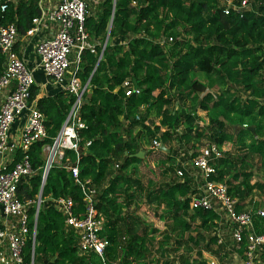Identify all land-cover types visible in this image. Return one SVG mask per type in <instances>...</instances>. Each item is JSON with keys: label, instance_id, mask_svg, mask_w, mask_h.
<instances>
[{"label": "trees", "instance_id": "16d2710c", "mask_svg": "<svg viewBox=\"0 0 264 264\" xmlns=\"http://www.w3.org/2000/svg\"><path fill=\"white\" fill-rule=\"evenodd\" d=\"M226 1L98 0L94 6L85 5L86 44L75 70L84 86L76 112L82 127L74 128L75 150L64 149L44 178L42 148L59 132L75 96L60 90L37 97L39 87H30L28 101L34 100L33 108L43 116L44 138L28 146L32 173L16 188L18 198L29 202L25 262L32 244L33 264L52 257L53 264H100L93 254H78L76 234L50 202L68 198L73 212L83 215L81 193L67 169L75 162L78 177L89 179L95 191L93 206L102 218L107 264H208L203 252L220 264H231L233 256L244 259V235L240 242L233 241L235 225L222 219L217 204L211 209L189 206L191 198L203 195L205 182L224 185L236 212L247 205L258 207L251 198L254 191L264 194V0H245L249 9L241 14L231 9L225 14ZM229 1L234 5L241 0ZM37 3L18 0L0 11V23L15 28L13 50L18 56L19 41L27 35L31 19L40 15ZM169 38L172 42L166 47ZM3 62L0 53V74ZM196 71L215 77L223 88L216 95L205 92L199 97L205 86L190 79ZM186 100L192 106L186 108ZM196 107L207 113L205 125L197 123ZM150 109L159 125L147 118ZM229 116L237 119L234 129L224 121ZM142 132L166 149L155 150L157 183L142 184L127 170L141 161L136 153H147L138 142ZM202 140L201 147L224 142L233 147L208 161L212 172L206 177L190 164ZM19 153L16 149L0 172L16 162ZM257 175L260 180L252 182ZM141 200L160 208L159 219L169 220L158 231V240L153 238L157 230L131 207ZM261 201L264 205V197ZM250 215L253 231H264V214ZM221 228L226 235H219ZM255 263L264 264L262 250L254 252Z\"/></svg>", "mask_w": 264, "mask_h": 264}, {"label": "built area", "instance_id": "2783aa9c", "mask_svg": "<svg viewBox=\"0 0 264 264\" xmlns=\"http://www.w3.org/2000/svg\"><path fill=\"white\" fill-rule=\"evenodd\" d=\"M16 1L18 0H0V11L5 10L9 3H15ZM37 5L40 8V15L31 19L32 25L27 30L28 35L35 31L41 18V0H38ZM230 9L241 14L249 9V4L245 0H241L234 5L228 2L225 5L224 13L226 14ZM84 10V0H57L51 12V18L56 25L55 32L51 37L38 41L35 46L37 67L53 81L61 82L66 77L69 64L73 65L71 73L68 74L67 82L61 87L75 96L59 132L50 145H45L42 148L47 153L49 152L47 159L44 160L42 178H44L45 173L52 164H57L55 160H60L64 149L75 150L74 128L82 127V123L76 117V112L84 86H81L79 79L75 76V70L79 53L86 44V33L83 26ZM15 37V28L12 24L0 23V53L4 57L3 69L0 74V154L6 153L10 148L11 124L20 115L25 117L16 137V148L20 150L21 156L7 170L0 172V215L5 221L0 226V264H4V261L9 264H33L32 244L29 262H25L22 256L23 246L28 234L26 210L29 202H22L18 198L16 188L23 179L32 173L25 152L32 142L44 138V128L43 116L28 101L34 78L31 68L13 50ZM71 52L73 58L69 60V53ZM123 85H127V82H124ZM124 94L128 96L130 89L125 90ZM65 133L67 134L65 135ZM64 136L67 140L64 139ZM159 146V141L153 139L151 147L159 149ZM219 156L220 154H218L213 144H206L191 159V165L199 170L203 177H206L208 173L212 172L208 161ZM67 169H69L73 181L81 193L84 207L83 215H76L73 212L72 202L68 198L52 199L50 202L62 214L65 225L76 234L78 254H93L100 264H107L103 258V250L107 242L100 236L102 218L96 213L93 206L94 188L91 186L89 179L78 177L76 162ZM176 174L180 176V170H176ZM203 186V195L191 198L190 208L211 209L213 207L212 202L216 203L225 217L235 225L231 233L233 241L240 242L243 233L246 242L243 264H252L254 252L257 250L264 252V231L259 233L253 231L249 212L235 211V201L226 195L224 185L205 182ZM38 204L39 199L37 197L36 205ZM256 214L263 215L264 213L257 210ZM33 217H35V212ZM8 220H11V222H8ZM30 236L33 240L34 225ZM212 264L220 263L213 262Z\"/></svg>", "mask_w": 264, "mask_h": 264}, {"label": "rangeland", "instance_id": "374dc122", "mask_svg": "<svg viewBox=\"0 0 264 264\" xmlns=\"http://www.w3.org/2000/svg\"><path fill=\"white\" fill-rule=\"evenodd\" d=\"M228 2H230V1L227 0L226 4ZM158 41H159V43L163 42L162 38ZM171 42L172 41L168 39L165 46L168 47ZM72 54H73L72 52L69 53V60H72V58H73ZM72 67H73V65L69 64V66L67 68L66 77H68V74L71 73ZM190 79L196 80L197 82H199L205 86V91L202 93H199L198 94L199 97L202 96L205 92H210V93L216 95V93H218L223 88L220 86L219 81H217L215 77H213L211 75L203 74L201 72H197V71L193 72L190 75ZM241 96H242V94H241ZM176 104H178V106L180 108L179 103L175 101L174 106ZM184 105L186 106V108H188V107L192 106V103L190 101L186 100ZM140 110L142 111L143 108ZM194 112H195V115L198 116V122L197 123L199 125H205L207 123V120H208L207 119V113L198 107H196ZM147 118H149L153 122L154 125H159V117H158V115H156L154 109L148 110ZM224 121L227 122V124H231L229 126H233L232 129H234L237 126V119L234 116H229V120L224 119ZM182 127H183V125L179 126L178 130H180ZM232 129L230 131H233ZM162 130H163V128L160 127V131H162ZM138 142H139L141 148H143L147 153L145 156L142 153L141 161L139 163H135V164L130 165L127 170H128V172H130V174L134 178L139 179L142 184H145L147 182V180H150L154 183H157L159 181V176H158V170L159 169H157L158 167L155 164V162H156L155 150L156 149L151 147L152 141L148 140L146 138V135L143 132L139 136ZM203 142L204 141L202 140L200 143L196 144L197 152L201 148V146L199 144H202ZM215 147H216L218 154H221L223 151H230L233 148L232 145L228 142H224L220 147H217V146H215ZM48 155H49V152L47 153L46 150L42 151V157L44 158V160L47 159ZM176 161H177V158L175 159V162ZM55 162L58 163L59 160H55ZM189 166L190 165H186V168H190ZM191 173L195 174L196 179H198V177H199L198 173L199 172L197 173V170H195V169L191 170ZM255 180H260V176L259 175L254 176V178L252 179V182ZM263 197H264V194L259 193L257 191H254L251 195V198L256 203V205H258V207L252 208V206L247 205L244 209V212H250L251 214H256V211L260 210L264 213V205H261L262 204L261 200ZM212 204L215 205L214 207L217 206L216 203H214V202H212ZM131 207L134 208L135 214L143 222H145L146 224L150 225L151 227H153L157 230V232L153 233V238H154V240H158L159 236H160L158 231L160 232V231L165 229V227H166L164 225L165 222L169 223L168 219H164V220L159 219L160 208H157L154 205L145 204L142 200L139 201L137 204H133ZM215 209L221 210L220 207L215 208ZM221 212H222V210H221ZM222 219L223 220L226 219L224 214L222 215ZM194 224H196V223H194ZM219 233H220L219 234L220 236L227 234L223 228L220 229ZM148 234H149V232H148ZM184 235H185V233H184ZM3 256L6 257L5 255H3ZM156 256H157L156 253L153 254V257H156ZM202 258L205 259V261L208 262L209 264L216 262V260L212 256H210L204 252L202 253ZM4 264H9V263L7 261L6 262L4 261ZM222 264H226V263H222ZM231 264H243V260L238 259L236 256H233V258L231 260Z\"/></svg>", "mask_w": 264, "mask_h": 264}, {"label": "crops", "instance_id": "0c3cea01", "mask_svg": "<svg viewBox=\"0 0 264 264\" xmlns=\"http://www.w3.org/2000/svg\"><path fill=\"white\" fill-rule=\"evenodd\" d=\"M85 5L92 6L97 4L98 0H84ZM57 0H41V18L38 25L31 34H27L22 38V41H19V49H20V57L23 59L25 64L31 68L34 85L39 87V93L37 97L42 95L51 96L57 91L64 90L61 86L67 82V77H65L61 82H55L51 78L46 77L37 67V57L35 53V46L38 41L42 39H46L51 37L55 32V22L51 18V12L53 7L55 6ZM16 41V40H15ZM1 100V94H0ZM34 100L29 101V104L33 106ZM25 117L24 115H20L18 118L14 120L10 127V137H9V145L10 148L6 153L0 154V169L9 164L16 151L17 145V133L19 127L22 125ZM43 151V150H42ZM20 154V153H19ZM21 156V155H18ZM20 158V157H19ZM4 219L0 215V226L3 225ZM11 222V220H8Z\"/></svg>", "mask_w": 264, "mask_h": 264}, {"label": "water", "instance_id": "95a60500", "mask_svg": "<svg viewBox=\"0 0 264 264\" xmlns=\"http://www.w3.org/2000/svg\"><path fill=\"white\" fill-rule=\"evenodd\" d=\"M250 129H252V128H250ZM159 149L160 150H166L162 145L159 146ZM135 156L138 157V158H141L142 157V152L136 153ZM42 185H43V182H42L41 186ZM38 199H39V197H38ZM53 261H54V257L50 258L48 261H44L43 264H53Z\"/></svg>", "mask_w": 264, "mask_h": 264}, {"label": "bare ground", "instance_id": "6f19581e", "mask_svg": "<svg viewBox=\"0 0 264 264\" xmlns=\"http://www.w3.org/2000/svg\"><path fill=\"white\" fill-rule=\"evenodd\" d=\"M66 134H67V133H65V135H66ZM64 139L67 140V139H66V136H64Z\"/></svg>", "mask_w": 264, "mask_h": 264}]
</instances>
